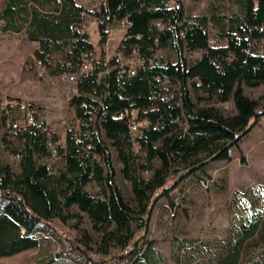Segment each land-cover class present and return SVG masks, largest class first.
<instances>
[{"label": "trees", "instance_id": "trees-1", "mask_svg": "<svg viewBox=\"0 0 264 264\" xmlns=\"http://www.w3.org/2000/svg\"><path fill=\"white\" fill-rule=\"evenodd\" d=\"M236 1L240 8L230 15L193 18L185 0H103L94 10L76 0L4 1L1 30L24 32L38 43L28 69L40 62L51 76H77L70 99L77 126L67 130L62 146L38 118L26 122L20 98L0 104L2 142L19 168L14 171L0 156V257L38 248L42 235H57L58 219L72 221L80 234L73 249L96 264L108 257L153 264L148 235L159 201L175 207L174 187L211 162L230 158V148L264 117V97L244 92V86L264 85V0ZM86 15L97 20L100 57L82 27ZM116 21L127 25L117 53L107 59L103 47ZM212 25L225 44L211 43ZM193 53L199 56L189 58ZM229 101L232 114L216 106ZM134 114L136 133L130 125ZM49 140L57 143L56 156ZM112 149L131 184L132 202L116 180ZM53 157L62 164L51 162ZM173 175L177 180L169 185ZM90 183L99 193L88 190ZM73 206L87 214L100 237L96 248ZM256 206H244L246 216L228 228L214 264H264V250L256 252L264 247V203ZM54 263L61 264H45Z\"/></svg>", "mask_w": 264, "mask_h": 264}, {"label": "rangeland", "instance_id": "rangeland-1", "mask_svg": "<svg viewBox=\"0 0 264 264\" xmlns=\"http://www.w3.org/2000/svg\"><path fill=\"white\" fill-rule=\"evenodd\" d=\"M5 0H0V8ZM84 7L94 10L103 0H76ZM174 3V2H172ZM187 16L193 18L205 14H227L240 8L236 0H185ZM126 21H116L110 28V36L103 47L105 57L110 59L117 53L122 39ZM97 20L86 15L82 23L95 45V55L101 56ZM210 40L214 45L225 44L226 39L218 36L214 25L209 27ZM38 47L37 42L27 39L24 32L13 33L2 31L0 27V104L9 98L20 97L22 101H30L37 113L38 121L59 135V144L65 145L67 130L77 126L70 99L76 92V83L62 75L51 76L39 64L35 69H28L26 62ZM263 51V45H261ZM171 54L168 49L160 51ZM193 53L189 58H195ZM128 62L127 60H123ZM244 92L253 99L264 97V85L257 87L244 86ZM12 96V97H9ZM225 114H232L235 107L232 101L216 104ZM4 129H0V156L9 162L12 169L19 171L18 159L11 155L2 142ZM113 162L116 166V180L121 186L128 201H133L131 184L121 174V164L117 153L112 149ZM230 158L211 162L206 169L188 176L173 189L175 207L168 205L163 198L157 204L151 219L148 235L154 248L153 264H214L217 250L228 234V228L246 216L244 209L252 203L261 208L264 203V117L229 150ZM51 162L61 165V157H53ZM150 174L146 173V176ZM177 176L169 178L168 184L174 185ZM224 186V187H223ZM96 184L90 183L88 190L95 193ZM73 212L81 213V224L91 236V246L97 247L100 237L93 231L87 214L79 211L77 206ZM72 222V221H71ZM70 223H61L58 219L54 224L58 227L57 235H42L38 248L17 253L12 256L0 257V264H45L56 260L61 264H96L86 259L79 250L73 249V240L80 234ZM193 240L192 243L187 241ZM184 241V243H182ZM258 247L256 252H263ZM71 252V256L66 254ZM98 258L95 252H91ZM260 258V255L256 257ZM56 264V263H54ZM106 264H130L129 260L108 257ZM250 264V263H247Z\"/></svg>", "mask_w": 264, "mask_h": 264}, {"label": "built area", "instance_id": "built-area-1", "mask_svg": "<svg viewBox=\"0 0 264 264\" xmlns=\"http://www.w3.org/2000/svg\"><path fill=\"white\" fill-rule=\"evenodd\" d=\"M40 64V62H39ZM90 66L89 65H86L85 66V69L89 68ZM131 74H134L135 73V67L134 65H132L130 67V71H129ZM62 77L67 79V80H71L72 82L76 83L77 81V76L75 74H71V73H63L62 74ZM8 102H5L3 103L4 105H6ZM31 102L29 101H23L21 103V109L24 111V114H25V118H26V122L28 124H35L37 122V113H36V110H34L32 107H31ZM130 125H131V129L136 133L137 129H138V125H139V122L137 120V116L134 114L133 116L130 117ZM14 127H17L18 124H13ZM48 146L50 147V150L52 152V155L53 156H56L58 154V149H57V143H54L52 142L51 140L48 141ZM99 193V189L98 187L96 186V189H95V193L94 194H97Z\"/></svg>", "mask_w": 264, "mask_h": 264}, {"label": "crops", "instance_id": "crops-1", "mask_svg": "<svg viewBox=\"0 0 264 264\" xmlns=\"http://www.w3.org/2000/svg\"><path fill=\"white\" fill-rule=\"evenodd\" d=\"M38 44V43H37ZM9 97H12V96H9ZM13 98H20V97H13ZM21 99V98H20ZM30 102V101H29Z\"/></svg>", "mask_w": 264, "mask_h": 264}]
</instances>
